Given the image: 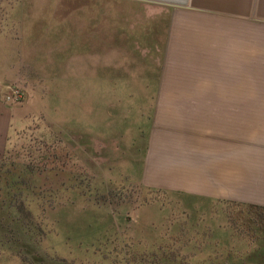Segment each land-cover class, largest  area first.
I'll return each instance as SVG.
<instances>
[{
	"label": "rangeland",
	"instance_id": "1",
	"mask_svg": "<svg viewBox=\"0 0 264 264\" xmlns=\"http://www.w3.org/2000/svg\"><path fill=\"white\" fill-rule=\"evenodd\" d=\"M101 5L0 0V57L13 61L0 70L13 77L6 93L23 89L27 117L0 159V190L10 183L14 207L27 208L39 231L31 227L35 246L21 254L0 245V264H144L140 257L176 239L183 243L167 252L181 264H264V209L142 184L152 99L130 91L149 85L101 65L100 50L86 52L100 36V13L91 12Z\"/></svg>",
	"mask_w": 264,
	"mask_h": 264
},
{
	"label": "crops",
	"instance_id": "2",
	"mask_svg": "<svg viewBox=\"0 0 264 264\" xmlns=\"http://www.w3.org/2000/svg\"><path fill=\"white\" fill-rule=\"evenodd\" d=\"M90 1L102 3L91 12L100 36L86 52L149 85L130 91L152 99L142 184L264 209V89L254 88L264 82V0ZM114 50L124 54L110 60ZM12 62L0 57L9 72ZM12 80L0 70V159L27 119L25 105L4 100Z\"/></svg>",
	"mask_w": 264,
	"mask_h": 264
},
{
	"label": "trees",
	"instance_id": "3",
	"mask_svg": "<svg viewBox=\"0 0 264 264\" xmlns=\"http://www.w3.org/2000/svg\"><path fill=\"white\" fill-rule=\"evenodd\" d=\"M9 182L6 181L4 190H0L3 194L0 198V245H11L15 248H19L18 253H23L26 248V244L35 246L33 229L35 228V234L38 233V229L33 225V219L31 212L24 207L18 209L14 207V204L18 201L16 198L18 195L11 193ZM20 215L22 217H20ZM25 222V223H24ZM176 243H183L181 239H176L174 242L159 245L156 248V253L142 256L140 259L145 260L144 264H181L183 257L179 254L167 252V249L173 247ZM34 244V245H33ZM27 249H25L26 251ZM28 252V251H27ZM178 253V252H177ZM185 264V263H183ZM192 264V263H189ZM193 264H197L194 262ZM220 264H223L221 262Z\"/></svg>",
	"mask_w": 264,
	"mask_h": 264
},
{
	"label": "built area",
	"instance_id": "4",
	"mask_svg": "<svg viewBox=\"0 0 264 264\" xmlns=\"http://www.w3.org/2000/svg\"><path fill=\"white\" fill-rule=\"evenodd\" d=\"M25 93L21 87L15 86L10 88L9 92L4 95V100L7 103L17 105L23 101Z\"/></svg>",
	"mask_w": 264,
	"mask_h": 264
}]
</instances>
